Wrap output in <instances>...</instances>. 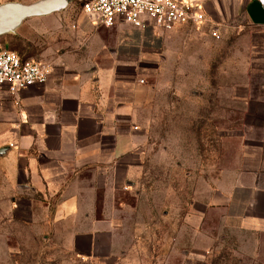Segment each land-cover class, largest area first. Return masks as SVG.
Listing matches in <instances>:
<instances>
[{"label":"crops","instance_id":"crops-1","mask_svg":"<svg viewBox=\"0 0 264 264\" xmlns=\"http://www.w3.org/2000/svg\"><path fill=\"white\" fill-rule=\"evenodd\" d=\"M74 1L64 16L33 18L14 34L0 37V46L23 61L52 68L45 84L17 94L0 86V149L7 148L0 155L7 223L0 249L5 262H19L26 252L48 248L61 250L75 264L123 263L126 250L118 247L116 236L122 226L109 218L110 209L119 205V196H131L119 192L130 186L142 165L147 131L137 122L165 113L168 104L152 96L164 86L160 78L171 74L173 86L181 75L203 71L196 66L207 67L201 58L211 56L209 32L224 37L239 16L247 26L264 30V0H177L205 16L191 33L189 26L141 30L122 22L105 28L84 14L82 6L78 11ZM40 24L45 28L41 41L32 36ZM248 66L259 72L253 63L246 62ZM149 68L156 70L155 85L137 78ZM240 87L242 95L228 98L223 92L214 102L202 103L208 112L191 111L189 119L226 121L229 100L247 119L250 105H264V96H259L264 83L247 81ZM178 102L176 98L171 107ZM211 105L218 107V117ZM221 129L218 135L226 137L227 128ZM252 164L237 174L228 193L213 200L223 211L220 228L241 239L264 235V160ZM191 231L193 239L209 238L196 227ZM100 249L107 252L100 254ZM35 257L33 253L31 264H39Z\"/></svg>","mask_w":264,"mask_h":264},{"label":"rangeland","instance_id":"rangeland-1","mask_svg":"<svg viewBox=\"0 0 264 264\" xmlns=\"http://www.w3.org/2000/svg\"><path fill=\"white\" fill-rule=\"evenodd\" d=\"M74 2L80 11L81 3ZM70 10L55 16H64ZM37 27L32 36L36 34L34 38L41 41L45 28L43 24ZM199 28L189 26L188 30L191 33ZM224 31L228 32L224 37L207 31L211 36L208 43L211 56L201 58L207 67L197 64L196 68L202 67L203 71L178 77L173 85L178 84V89L173 90L172 75L163 74L160 83L164 81V86L152 96L157 102L163 100L168 104L165 113L154 114L153 121L137 122L147 131L142 165L130 186L119 192L131 196H119L116 201L119 205L110 209L109 216L122 226L116 235L118 247L126 250L120 264H264V235H245L241 239L234 232L221 229L223 211L213 201L219 194L229 192L237 174L246 166L264 160V105H250L249 116L243 120L242 112L229 100L226 121L189 119L191 111L208 112L202 103L214 102L224 96L223 92L233 98L237 93L243 94L238 86L244 82L264 83V30L247 26L239 16L235 25ZM256 48L259 55H254ZM246 62L253 63L259 72H252L251 66L246 68ZM155 71L149 68L145 74L136 75L145 84L155 85ZM188 81L195 86L188 85ZM263 93L264 89H260L259 96L263 97ZM176 98L180 102L171 107ZM210 108L211 112L220 113L218 107ZM225 127L227 136L220 137L219 130L222 128L223 133ZM2 199L0 191V233L7 230ZM192 227L209 238L193 239ZM203 247L206 250H197ZM106 252L107 249H100L99 253ZM33 253L39 264H47L46 260L52 264H75L61 250L48 248L26 252L15 263L5 262L0 249V264H31Z\"/></svg>","mask_w":264,"mask_h":264},{"label":"built area","instance_id":"built-area-1","mask_svg":"<svg viewBox=\"0 0 264 264\" xmlns=\"http://www.w3.org/2000/svg\"><path fill=\"white\" fill-rule=\"evenodd\" d=\"M84 14L101 26L112 28L117 22L137 29L150 26L170 31L178 26L197 27L204 14L191 4L177 0H80ZM217 38L216 33L212 34ZM49 64L23 61L15 52L0 49V86L17 94L34 85L45 84L51 74Z\"/></svg>","mask_w":264,"mask_h":264},{"label":"water","instance_id":"water-1","mask_svg":"<svg viewBox=\"0 0 264 264\" xmlns=\"http://www.w3.org/2000/svg\"><path fill=\"white\" fill-rule=\"evenodd\" d=\"M73 0H36L23 4L4 2L0 4V37L14 34L27 20L41 18L64 11ZM7 148L0 149V155Z\"/></svg>","mask_w":264,"mask_h":264}]
</instances>
